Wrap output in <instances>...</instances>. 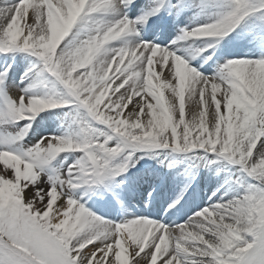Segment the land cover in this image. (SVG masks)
<instances>
[{"label":"snow or ice","instance_id":"snow-or-ice-1","mask_svg":"<svg viewBox=\"0 0 264 264\" xmlns=\"http://www.w3.org/2000/svg\"><path fill=\"white\" fill-rule=\"evenodd\" d=\"M0 58V264H264V0H0Z\"/></svg>","mask_w":264,"mask_h":264},{"label":"rangeland","instance_id":"rangeland-1","mask_svg":"<svg viewBox=\"0 0 264 264\" xmlns=\"http://www.w3.org/2000/svg\"><path fill=\"white\" fill-rule=\"evenodd\" d=\"M253 56V55H252ZM17 59H19V58H17ZM5 61H4V58H0V63H4ZM19 67H17L16 69H15V71L17 72V73H19L20 71H21V69L19 68ZM207 74V73H206ZM166 95H167V93H166ZM143 162V161H142ZM151 163H153V162H151V161H148L147 162V166H143V168H142V171H144L145 169H147L149 166H151L152 164ZM150 169V168H149ZM203 176H204V182L205 183H208V180H207V173H203ZM205 183H203L204 185H206ZM138 194H140V192H138V191H134V190H132V191H130V192H126L125 193V203L127 204V211H129V212H135V211H138V209H135V210H131V208L133 207V206H137V207H139V204L137 203V200H138ZM142 195V194H141ZM205 195H210V192L208 191V190H200L199 192H198V194H197V198L198 199H204V197H205ZM132 197L134 198V203L132 202ZM136 197V198H135ZM206 199H204V201H205ZM97 204L100 206V205H102V203L100 204L99 203V201L97 202ZM103 206V205H102ZM105 208H106V211H110V212H112L113 214H115L116 212H117V209H110L107 205H105ZM92 210H97V211H99V208H93L92 207ZM140 210V209H139ZM96 211V212H97ZM105 212V211H104ZM104 212H102V211H100V212H98L99 214H103ZM109 218H111V217H109Z\"/></svg>","mask_w":264,"mask_h":264},{"label":"bare ground","instance_id":"bare-ground-1","mask_svg":"<svg viewBox=\"0 0 264 264\" xmlns=\"http://www.w3.org/2000/svg\"><path fill=\"white\" fill-rule=\"evenodd\" d=\"M240 51V54L241 55H248V56H252L253 55V53L252 52H250L248 49H243V50H239ZM19 69V68H18ZM142 163V165L144 166L145 165V163L144 162H141ZM146 164H147V162H146ZM152 165L151 166H149L147 169H145L144 171H142L141 170V175L145 172V171H148V170H152V169H155V165H154V163H151ZM138 168L140 167V165H138L137 166ZM150 168V169H149ZM133 171V173L135 174V169L134 170H132ZM203 175V174H202ZM203 183H205L204 181H203ZM206 185H204V184H202L201 185V187H198L197 188V190H196V194H198V192L200 191V190H208V187H207V184L208 183H205ZM147 185H136V186H134L133 187V190L134 191H138V192H140V193H142V191H143V187H146ZM164 190H168V189H163V191ZM165 194L166 195H168V191L166 192L165 191ZM140 196V195H139ZM201 199V198H200ZM204 202H206V200L204 201ZM90 206H91V202H90ZM94 209L95 208H97V203L95 204V206L93 207ZM99 208H101L100 209V211H102V212H104V208H105V203L103 204V206H100ZM178 217H173V220H175V219H177Z\"/></svg>","mask_w":264,"mask_h":264}]
</instances>
